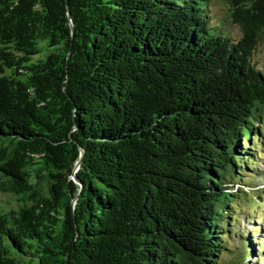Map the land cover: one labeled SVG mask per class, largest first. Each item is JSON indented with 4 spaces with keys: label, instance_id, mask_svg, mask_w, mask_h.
I'll return each instance as SVG.
<instances>
[{
    "label": "trees",
    "instance_id": "16d2710c",
    "mask_svg": "<svg viewBox=\"0 0 264 264\" xmlns=\"http://www.w3.org/2000/svg\"><path fill=\"white\" fill-rule=\"evenodd\" d=\"M225 1L0 0V264H229L261 198L264 0Z\"/></svg>",
    "mask_w": 264,
    "mask_h": 264
},
{
    "label": "rangeland",
    "instance_id": "374dc122",
    "mask_svg": "<svg viewBox=\"0 0 264 264\" xmlns=\"http://www.w3.org/2000/svg\"><path fill=\"white\" fill-rule=\"evenodd\" d=\"M228 9L229 5L225 0H211L210 2V10L214 15V19H218L221 22L225 21ZM224 24L225 30L233 39L238 40L242 36L238 25L230 22H225ZM252 62L264 71V44L258 45L252 56ZM262 129H264V126ZM262 141L264 142V139ZM260 150H263V152L258 158V176L249 177L248 181L250 184H243L241 187L246 191H255L261 198H258L253 204H250L248 201H244L241 204L244 209L241 211L240 221L236 228L237 234L233 238V241L229 242V246L234 250V253L232 252L226 257V261L229 264H242V258L237 254V252H242L244 249L240 240L241 234L243 237L250 238L252 243H260L262 246V251L254 254V258L252 257V259L247 260L246 264H264V145ZM13 203L12 197L0 194V206H8V204L12 205ZM258 253L260 254L259 256Z\"/></svg>",
    "mask_w": 264,
    "mask_h": 264
},
{
    "label": "water",
    "instance_id": "95a60500",
    "mask_svg": "<svg viewBox=\"0 0 264 264\" xmlns=\"http://www.w3.org/2000/svg\"><path fill=\"white\" fill-rule=\"evenodd\" d=\"M79 166V165H78Z\"/></svg>",
    "mask_w": 264,
    "mask_h": 264
}]
</instances>
